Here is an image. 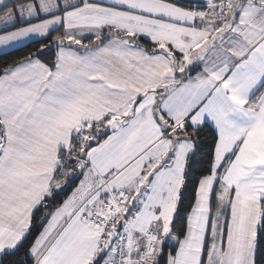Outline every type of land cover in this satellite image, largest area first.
I'll return each mask as SVG.
<instances>
[{
    "label": "snow or ice",
    "instance_id": "6c2138e0",
    "mask_svg": "<svg viewBox=\"0 0 264 264\" xmlns=\"http://www.w3.org/2000/svg\"><path fill=\"white\" fill-rule=\"evenodd\" d=\"M0 56V264H264V0H0Z\"/></svg>",
    "mask_w": 264,
    "mask_h": 264
},
{
    "label": "trees",
    "instance_id": "16d2710c",
    "mask_svg": "<svg viewBox=\"0 0 264 264\" xmlns=\"http://www.w3.org/2000/svg\"><path fill=\"white\" fill-rule=\"evenodd\" d=\"M53 34H55V33H53ZM45 42H46V41H45ZM35 47H39V45L37 44V45H35ZM25 51H26V50H25ZM7 59H8V57L0 56V64H2L3 62H5ZM69 191H70V189H69Z\"/></svg>",
    "mask_w": 264,
    "mask_h": 264
}]
</instances>
